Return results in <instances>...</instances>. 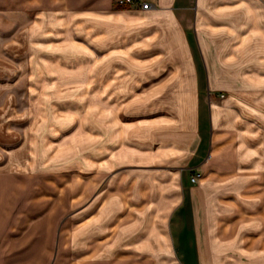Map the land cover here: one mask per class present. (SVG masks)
Here are the masks:
<instances>
[{
    "label": "crops",
    "instance_id": "1",
    "mask_svg": "<svg viewBox=\"0 0 264 264\" xmlns=\"http://www.w3.org/2000/svg\"><path fill=\"white\" fill-rule=\"evenodd\" d=\"M139 1L150 4L0 0L20 5L5 49L22 60L0 73L27 75L37 44L55 57L85 59L84 73L103 76L113 102L99 115L92 105L86 138L101 157L96 170L113 185L87 217L91 235L101 236L93 263L122 258L110 252L126 242L134 255L167 249L172 264H215V242L264 219V0ZM4 87L1 105L18 89ZM25 127L17 142L4 141L1 171L19 168L11 160L19 149L31 153ZM193 171L201 173L196 181ZM6 220L1 213L0 228ZM29 246L0 241V264H45L23 252Z\"/></svg>",
    "mask_w": 264,
    "mask_h": 264
},
{
    "label": "rangeland",
    "instance_id": "2",
    "mask_svg": "<svg viewBox=\"0 0 264 264\" xmlns=\"http://www.w3.org/2000/svg\"><path fill=\"white\" fill-rule=\"evenodd\" d=\"M19 10L20 5L10 9L0 5V71L10 69L3 67L6 64L21 66L22 60L5 49L8 31L20 24L16 17ZM36 45L31 48L27 75L17 73L12 78L0 73V95L5 85H18L12 90L13 105L0 104V161L5 157L4 141L17 142L27 124L32 132L31 153L24 147L11 159L19 168L0 169V214L7 216L6 225L0 228V241L30 243V250L23 252L32 257L43 255L45 264H102L93 263L89 256L93 241L101 236L91 235L92 225L87 221L93 218L87 217L96 214L97 196L113 184L108 182V173L96 170L101 157L87 146L86 130L89 113L95 116L98 111L99 115L101 104H112L113 99L101 88V74L84 73L85 59L55 57ZM66 64L73 66L71 72H66ZM251 220L254 225L250 230L240 227L237 233L214 243L218 264H264V219ZM76 229L78 233L71 238ZM37 243H46L45 249L37 250ZM131 246L125 242L110 252L122 258L103 264H172L167 249L158 250L160 257L150 258L141 251L136 257Z\"/></svg>",
    "mask_w": 264,
    "mask_h": 264
},
{
    "label": "built area",
    "instance_id": "3",
    "mask_svg": "<svg viewBox=\"0 0 264 264\" xmlns=\"http://www.w3.org/2000/svg\"><path fill=\"white\" fill-rule=\"evenodd\" d=\"M115 1L119 5L125 6V5L139 4L143 8L148 7V5L150 4L148 1H142V2H140L139 0H115ZM199 176H200V172L191 173L190 180L191 181H196Z\"/></svg>",
    "mask_w": 264,
    "mask_h": 264
}]
</instances>
